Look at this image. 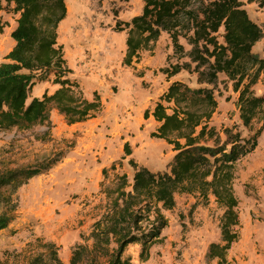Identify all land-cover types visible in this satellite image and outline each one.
I'll return each mask as SVG.
<instances>
[{"label":"rangeland","instance_id":"rangeland-1","mask_svg":"<svg viewBox=\"0 0 264 264\" xmlns=\"http://www.w3.org/2000/svg\"><path fill=\"white\" fill-rule=\"evenodd\" d=\"M239 1L249 18L264 28V8L256 0ZM199 2L193 0L192 8L199 7ZM64 3L67 14L58 28V43L72 71L69 78L78 83L87 100L91 101L96 92L102 106L93 118L73 125H67L64 117L52 109L49 128L0 131V171L41 169L58 159L17 191L15 221L0 231V264H29L41 254L48 260L49 252L44 247L49 244L62 264H70L76 247L89 250L93 247L90 237L93 225L107 210L108 201L99 184L103 182L104 188L112 189L116 175L121 174L131 184L134 169L128 164L130 159L137 167L168 173L174 155L171 146L150 137L156 124L139 122L153 97L159 95L157 102L167 89L164 90L165 82L170 80L160 70L177 63L170 37L162 33L155 43L141 51L155 61L157 69L145 78L143 69L137 70L133 64L122 65L126 32H120L122 23L141 14L142 0H64ZM0 17L7 23L0 37L5 40L9 37L13 42L9 35L18 15L10 7ZM117 23L121 24L117 26ZM178 31L179 43L188 51L187 32L181 27ZM218 34L222 42V30ZM262 48L260 41L252 52L264 58ZM4 57L0 53V63ZM185 61L188 60L182 58L178 62ZM159 75L162 76L158 78ZM52 79L53 75L48 82L37 83L29 100L58 88L51 84ZM172 79L192 89H213L216 108L208 127L214 128L222 139L226 129L247 139L262 126L264 107L249 128L243 127L237 107L238 94L224 75H218L214 87L197 84L196 74L184 71ZM261 79L252 87L257 96L263 92ZM125 143L130 145V156L124 155ZM113 163L115 170L111 171ZM103 168L108 169L104 178ZM232 190L238 201L239 238L227 252V264H264V130L257 138L255 149L235 164ZM223 211L211 195L205 199L198 193L176 194L175 207L162 211L167 226L160 240L151 246L147 259L139 258L137 244L129 245L124 255L132 264H216V260L207 262L206 255L209 244L220 242ZM92 259L95 261L92 264L107 263L106 255L95 253L82 255L77 264Z\"/></svg>","mask_w":264,"mask_h":264},{"label":"trees","instance_id":"trees-1","mask_svg":"<svg viewBox=\"0 0 264 264\" xmlns=\"http://www.w3.org/2000/svg\"><path fill=\"white\" fill-rule=\"evenodd\" d=\"M192 1L142 0L141 14L122 23L120 29L126 32L122 65L132 66L142 50L166 33L178 60L160 72L168 80L183 71L193 73L197 84L213 87L218 75H224L238 94L239 119L244 128H249L264 107V58L252 52L263 41L264 53V28L249 18L239 0H200L197 8H192ZM256 2L264 8V0ZM10 7L18 17L10 33L14 45L0 63V131L49 128L52 109L64 117L67 125L93 118L101 109L100 97L94 92L93 99L87 100L78 83L69 78L72 71L58 43V28L67 14L64 0H0V14ZM6 26L0 17V34ZM179 27L187 32L188 51L179 43ZM220 30L222 42L218 40ZM182 58L188 61L178 62ZM51 75V84L58 88L52 94L45 91L41 98L29 100L33 87L48 82ZM260 79L263 92L257 96L252 87ZM215 108L213 89H192L180 81L169 84L153 108L143 113L144 120L152 117L158 124L150 137L172 147L169 172H151L130 159L128 164L134 169L131 184L125 174L116 175L112 189L104 188L101 182L99 188L107 198V210L93 225V247H76L70 264H77L82 255L95 253L106 255V264H132L124 255L131 244L140 246L139 258L145 261L167 226L162 211L172 210L175 195L183 193H198L205 199L211 195L223 208L221 239L209 244L206 259L227 264V252L239 238L238 201L232 190L234 166L255 149L264 130V118L252 137L246 139L226 129L222 139L208 127ZM123 152L130 156L128 143L123 145ZM57 162L58 159L51 161L41 169L0 171V231L15 221L17 191ZM115 164L109 170L114 171ZM107 172L108 169L101 170L103 178ZM112 244L115 246L111 249ZM44 248L49 252L48 260L41 254L29 264H62L53 245ZM92 262L94 259L86 264Z\"/></svg>","mask_w":264,"mask_h":264},{"label":"crops","instance_id":"crops-1","mask_svg":"<svg viewBox=\"0 0 264 264\" xmlns=\"http://www.w3.org/2000/svg\"><path fill=\"white\" fill-rule=\"evenodd\" d=\"M58 42L60 43L59 37H58ZM13 45H14V42H11L9 37L6 40L0 37V53L2 54V57H4L12 49ZM64 54H65V52H64ZM165 56H166V54H165ZM133 66L135 68H137V70L143 69L145 71V78L149 77V74H153V72L155 70L157 71L156 65H155V61L151 60L150 58H147L144 52L140 53L139 60L137 61V63L136 62L133 63ZM161 76L162 75H159L158 78H160ZM142 79L144 80V78H142ZM171 81H174V80L171 79L169 82H165L166 85L164 87V90L168 87V85L170 84ZM56 89H54V91ZM53 92H51L49 94H52ZM158 96L156 95V97H153L154 99H153L152 104H150L151 106H149L150 108L146 107L144 109V111L147 110V109H152L153 108L154 103H155L156 99L158 98ZM36 98H39V97H36ZM144 103L142 104V106L144 105ZM142 106L139 107V110H140L139 111V116L141 115V112H142V109H140ZM115 112H116V108H115ZM116 114H118V113L116 112ZM141 121L142 122H151L152 124H156V126H158V124L153 120L152 117H149L147 120H143V116H142V119H140L139 122H141ZM122 130L124 131V129H122Z\"/></svg>","mask_w":264,"mask_h":264}]
</instances>
